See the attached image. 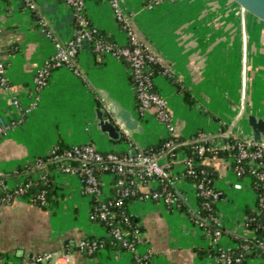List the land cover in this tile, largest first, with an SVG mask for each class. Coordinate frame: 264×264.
<instances>
[{
	"label": "crops",
	"instance_id": "crops-1",
	"mask_svg": "<svg viewBox=\"0 0 264 264\" xmlns=\"http://www.w3.org/2000/svg\"><path fill=\"white\" fill-rule=\"evenodd\" d=\"M151 1L120 0L128 28L112 0H87L85 10L90 23L117 44L129 42L131 29L153 55L159 69L155 89L167 101L172 133L155 106L140 112L128 61L91 45L79 51L72 65L51 66L48 83L37 90L34 77L54 52L55 41L68 39L76 28L73 8L65 0H0L7 77V83L0 84V121L8 125L0 128V183L14 187L30 169L35 177L41 175L47 163L21 168L33 165L59 142H92L102 150L123 151L129 141L145 148L169 134L189 140L199 132L211 138H220L224 129L244 133L243 118L249 130L244 135L254 136L248 116L264 119V20L235 0H160L150 7ZM104 94L131 110L143 130L121 127L119 139L102 131L95 109L104 106ZM204 163L216 172L214 184L222 192L217 202L224 228L220 244L235 247L236 237L254 236L246 223L248 210L257 205L252 179L239 176L224 156H206ZM49 170L57 187L48 204L15 196L0 205V251L19 262L31 254L65 250L72 253L71 264H137L127 250L88 253L79 247L82 239L103 235L106 229L91 218L92 200L77 176L60 167ZM107 176L106 185L111 181ZM172 182L179 206L131 202L130 211L142 228L138 250L151 249L153 264H221L216 255L205 252L209 236L193 220L196 195L179 186L185 179ZM246 264H264V257L251 256Z\"/></svg>",
	"mask_w": 264,
	"mask_h": 264
},
{
	"label": "built area",
	"instance_id": "built-area-1",
	"mask_svg": "<svg viewBox=\"0 0 264 264\" xmlns=\"http://www.w3.org/2000/svg\"><path fill=\"white\" fill-rule=\"evenodd\" d=\"M72 6L74 16L79 23L73 31V34L66 40L55 41L54 52L44 61L43 65L37 70L34 77V86L38 90L44 87L49 80L50 67L70 66L76 59L79 51L86 45H91L95 50L101 52L113 53L117 56L124 57L131 68V76L134 80V88L138 100V108L141 113H145L152 106L157 108L158 117L166 124L169 133L174 130L173 118L168 109L166 99L155 89L154 77L152 76L151 61L153 55L148 51L146 46L141 43L131 29L129 34L130 40L127 44L119 45L114 48L111 43H104L100 39H94L99 34V28L90 23L85 15L87 0H65ZM160 0H152L148 6L153 7ZM114 10L119 19L123 20L127 26V16L120 7V0H112ZM34 7V3L30 4ZM128 28V26H127ZM0 46V84L7 83L6 61L3 58V52ZM13 102L18 104L17 98ZM244 106H242L239 116L242 115ZM8 125L4 120L0 121V128L6 129ZM234 135L239 137V141L232 142L229 138ZM197 139H205L208 143L199 144L196 149L199 154L203 155L206 151L218 152L226 150L236 157L237 165L233 168L240 176L245 172L242 164L247 160L250 162L253 172L264 181V136L256 140L254 136L244 135L242 132L234 133L231 130H222L220 138H211L203 132H199ZM191 138L188 141L194 140ZM177 143L173 140L167 142L168 149L164 152L155 154L148 153L145 148L137 147L129 141L128 147L123 151H102L94 143H76L62 153L55 154V158L61 160L63 165L61 170L66 173L77 176L81 184L82 191L89 195L92 201L90 216L97 222L106 221L111 227L109 230L113 237L112 243L121 245L120 249L133 253L138 262L153 264L152 251L146 249L144 252L138 250L142 243V234L136 228L134 237H137L140 243L132 241L130 231L122 226V222L128 221L125 211H119L114 206L121 205L125 197L133 195L134 200L140 201H158L170 206L181 205V199L177 192L172 190L165 181L167 179H186V174L195 177L192 181L196 192L201 190L202 194L208 197L200 206L192 211L193 220L201 225L205 233L209 236L210 243L222 250L216 259L221 264H239L242 260V254L234 257L230 252L231 247L222 246L221 237L223 235L219 214L212 215L216 223V228L211 229L205 220L199 217L201 208H208L211 202H218L222 192L215 186H209L205 182V177L199 173L195 167L193 159L184 154H179L174 158H169L168 153L175 148ZM233 149H237L233 152ZM55 152V147L50 151ZM42 162H39L41 164ZM182 166V169H180ZM111 177L108 185L105 184L103 175ZM38 177L46 178L45 174ZM163 183V184H162ZM150 184V188L143 190L141 186ZM162 184V186H160ZM25 188L16 189L18 196L24 192ZM44 190L37 196L41 203H46ZM197 195V193H196ZM13 197L8 196L4 203L9 202ZM264 243V240L261 241ZM79 247L88 253H95L106 248L104 238L100 239H82ZM7 264H19L8 255L3 259ZM151 261V263H150ZM71 264L72 253L65 250H56L44 253L31 254L27 259V264Z\"/></svg>",
	"mask_w": 264,
	"mask_h": 264
},
{
	"label": "trees",
	"instance_id": "trees-1",
	"mask_svg": "<svg viewBox=\"0 0 264 264\" xmlns=\"http://www.w3.org/2000/svg\"><path fill=\"white\" fill-rule=\"evenodd\" d=\"M86 15V11H85ZM76 20V18H75ZM79 26L78 21L76 20V27ZM94 39H100L104 43H111L113 44L114 48L117 47V43L111 39V37L106 34L104 31L99 30V34L96 35ZM151 71H152V76L159 71V69L156 67V64L154 61H151ZM132 82L134 83L133 78H131ZM226 130V129H224ZM198 136L197 134H194L191 138H195L194 140L188 141L187 138L183 136H177L173 134H169L166 137L160 138L158 141L153 142L145 147V151L148 153H161L164 152L168 149L167 147V142L170 140H173L177 145L175 146L174 149L169 151L168 157L174 158L175 156H178L179 154H184L188 158L193 159L195 162V167L199 173L202 174L203 177H205V182L209 186H215L214 182L216 179V172L212 169V167L208 166L207 164L204 163V158L206 156H211V155H221L224 156L230 163V165L234 168L237 165L236 157L233 155H230V153L226 150H219L218 152H213V151H206L203 155L199 154L196 147L199 144L202 143H208L207 140L205 139H197L196 137ZM230 141L232 142H237L239 141V137L232 135L229 138ZM71 145H65L62 142H59L55 146V152H49L45 155L38 156L36 158L35 163L29 164L25 167L21 168V171L30 169L31 167H36L37 165H40L39 162L42 163H47L48 169L43 172L42 174L46 175V178H41V177H35L33 175L34 171L31 169L28 172L24 173L23 180L15 185L14 187H7L4 184L0 183V205L5 202V199L8 196H18V192H16V189L20 187H24L25 191L20 193L19 196H26L28 197L31 201L40 204V205H46L48 202H50L53 198V195L56 193V181L54 180V174H50V168L51 169H56V168H61L63 165V162L61 160H58L55 158V154L62 153L64 150L70 148ZM233 152H236L237 149H233ZM105 152V151H104ZM41 163V164H42ZM242 164L245 167V172L242 173L240 176L245 177L248 176L252 179L253 186L255 188V191L257 193V205L254 209L248 210V216H247V226L254 232V236L252 237H245V236H238L236 237V246L231 247L229 252L234 256H238L242 254V260L239 262V264H246L248 261V258L251 256H262L264 257V243L261 241L264 240V181L261 180L256 172H253V168L250 164L249 161L245 160L242 162ZM37 169V168H36ZM186 179H189L191 181L195 180V177L189 174H186ZM172 179H167L165 183L175 191V186L172 182ZM163 184V183H162ZM162 184L160 186H162ZM216 189H218L215 186ZM44 192V197L46 200V203H41V200L37 198V196L42 192ZM176 192V191H175ZM197 204L200 206L203 204L205 200L208 199L207 196L202 194L201 190H197ZM135 199L133 195H129L124 198L123 203L118 206H114L116 210L119 211H125V214L128 216V221H123L122 226L130 231V236L132 238V241L135 243H140L137 237H134V229H138L140 233L142 234V228L135 216L131 213L130 211V204L131 202ZM93 202H95L94 199H92ZM192 213V212H191ZM218 213V208H217V202H211V206L208 208H201V213L199 214V217H201L202 220H205L207 225L211 228L214 229L216 228V223L214 220L211 218L212 215H216ZM106 229V233L100 236H91V237H86V239H100L104 238L106 241V248H120L121 245L118 243H112L113 237L111 236L109 230L111 227L109 224H107L106 221H101L100 222ZM222 232H224V228H222ZM205 252L212 253L214 255H220L222 253V250L218 247H214L213 245H209L208 248H206ZM5 253L0 251V264H7L3 259L5 257ZM134 261L137 263V260L134 258ZM151 263V261H150ZM19 264H27V260L20 261ZM138 264H145V262H138Z\"/></svg>",
	"mask_w": 264,
	"mask_h": 264
},
{
	"label": "water",
	"instance_id": "water-1",
	"mask_svg": "<svg viewBox=\"0 0 264 264\" xmlns=\"http://www.w3.org/2000/svg\"><path fill=\"white\" fill-rule=\"evenodd\" d=\"M235 1L242 6L243 10L264 20V0ZM102 97L105 104L104 106L100 105L96 107L95 121L102 131L108 133L110 138L119 139L121 136V127L128 131L143 130V125L131 110L125 108L116 99L109 97L107 94H104ZM108 114L114 115L115 118ZM248 119L253 127L254 138L256 140L261 139L264 135V119L255 114H250Z\"/></svg>",
	"mask_w": 264,
	"mask_h": 264
},
{
	"label": "rangeland",
	"instance_id": "rangeland-1",
	"mask_svg": "<svg viewBox=\"0 0 264 264\" xmlns=\"http://www.w3.org/2000/svg\"><path fill=\"white\" fill-rule=\"evenodd\" d=\"M240 122H241L242 125H244V133L249 132L248 127L245 124L246 123L245 118H243ZM128 145H129V142H127V147H128ZM99 149L102 150L101 148H99ZM111 150L121 151L119 149H111ZM102 151H109V150H102ZM180 169H182V166H180ZM104 179L108 181V176L105 175ZM179 186L187 189L190 194H195L196 195V189L194 188L193 183H192L191 180L185 179V182L183 184H180ZM149 201H152V200H149ZM142 202H146V201H142ZM208 239H209V241L211 240L209 237H208ZM215 247H218V245H215Z\"/></svg>",
	"mask_w": 264,
	"mask_h": 264
}]
</instances>
